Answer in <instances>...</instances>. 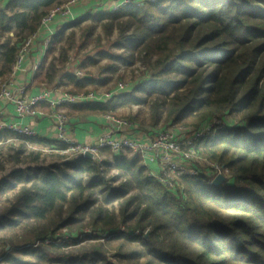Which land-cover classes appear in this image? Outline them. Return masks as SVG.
Returning <instances> with one entry per match:
<instances>
[{
  "label": "trees",
  "instance_id": "obj_1",
  "mask_svg": "<svg viewBox=\"0 0 264 264\" xmlns=\"http://www.w3.org/2000/svg\"><path fill=\"white\" fill-rule=\"evenodd\" d=\"M69 1L0 6V39L8 35L0 40L1 83L49 12ZM83 23L66 25L52 39L29 90L87 93L107 86L112 74L124 80L122 67L138 66L141 77L130 91L60 110L82 123L112 116L154 130L161 122L191 130L229 122L194 148L196 159L227 172L225 182L212 185L204 170L178 176L172 192L131 152L104 149L103 161L69 158L43 151L69 149L62 142L5 130V264H264V0H162L96 11ZM71 58L80 70L97 65L95 58L107 63L100 77L79 79L67 70ZM130 104L138 107L134 115L118 112ZM38 110L51 113L46 104ZM4 161L13 164L10 171Z\"/></svg>",
  "mask_w": 264,
  "mask_h": 264
},
{
  "label": "built area",
  "instance_id": "obj_2",
  "mask_svg": "<svg viewBox=\"0 0 264 264\" xmlns=\"http://www.w3.org/2000/svg\"><path fill=\"white\" fill-rule=\"evenodd\" d=\"M10 0H0V5L6 4ZM87 0H72L63 7L49 14L42 21L39 31L31 36L20 49L15 65L13 66V80L8 86L0 88V115L5 116L0 119V133L8 130L17 135L28 138L41 137V132L38 128L32 126H22L16 122L17 119H27L30 123L36 119H46L47 115L39 111L37 108L46 104L51 111L50 123L55 126L58 131L57 141L69 146L65 152L72 150L77 155L85 157L87 154L97 155L101 150L109 149L115 155H120L124 152H131L135 157L141 158L144 165L148 167L151 176L157 179L162 185L172 192H176V184L174 180L178 176H198L201 173L200 168L195 166V150L196 145L201 139L209 133L214 127L221 122L214 120L208 127L199 130L180 129L169 127L162 131H146L140 130L137 125L128 121L116 119L112 116H103L98 124L104 131L97 144L86 145L72 143L65 137V132L68 126H76L80 122L76 119L68 118L64 113L59 111L60 107L83 106L88 104L105 103L110 100L113 95L124 92L127 87L120 84L115 93L103 96L91 93L89 95H71V94H56L53 90H45L40 94H30L26 97L25 92L28 84H21L15 90L13 86L16 82V76L19 72L32 74L33 76L39 70L41 63L49 49L52 37L56 34L55 30L49 28L54 23L57 16L74 20L73 10L76 6L82 5ZM115 5L109 7L108 0L105 8L101 12L117 13L122 8L131 4H157L162 0H113ZM98 11V10H97ZM99 12V11H98ZM47 29V36L41 39L40 32L42 29ZM40 46V49H39ZM32 56V57H31ZM31 63L27 71H23V65L26 60L30 59ZM28 83L32 78L26 77ZM12 110V115L9 116L7 109ZM222 124V123H221ZM199 160V159H197ZM152 167H158V173H154ZM224 169L217 164L209 163V168L206 169L208 176H212L213 181L216 177L222 176ZM224 177V176H223ZM3 258L0 256V263Z\"/></svg>",
  "mask_w": 264,
  "mask_h": 264
},
{
  "label": "rangeland",
  "instance_id": "obj_3",
  "mask_svg": "<svg viewBox=\"0 0 264 264\" xmlns=\"http://www.w3.org/2000/svg\"><path fill=\"white\" fill-rule=\"evenodd\" d=\"M106 1L107 0H87L84 4L76 6L77 9L78 8L79 9H82V14H80L78 17H74V20H71V19H68V18H63L62 16L58 15L57 18H56V20L54 21V23H56V28H55L56 29L55 30L56 31L55 33L56 34L52 37V39L59 33V31H62V29L66 25H71V24L77 22L78 19H79V21H83L84 22L83 24H85L86 19H87V15H89L90 13L91 14L96 13L95 9H97L99 11V12L97 11L98 13L106 14L105 12H101L105 8L102 5L108 4V3H106ZM69 2H71V1H69ZM69 2H67L63 6L67 5ZM93 4H95V5L92 6ZM89 5H90V7H89ZM138 5H141V4H138ZM63 6H61V7H63ZM57 9H58V7L54 8L52 11L49 12V14H53ZM109 14H113V13H109ZM69 32H70L69 30L66 31V33H69ZM98 35H101V32H98ZM7 36H8L7 34H4V36L0 39L1 42H4V40L7 38ZM10 36H13V35H10ZM104 43H105V39L102 38V43L100 44V46L101 45L104 46ZM94 47H96V44L95 43L92 45V47L88 48L87 51H84L85 52L84 53L85 56H87L89 54H92L93 52L90 51V50L93 49ZM99 48H100V50H102L101 47H99ZM99 48L97 47V50ZM85 58L86 57H84V58L82 57L81 58V61L82 62L85 61ZM95 59L96 60L97 59L99 60L98 63H97V65H95V66L89 65L87 67V69L80 70V69H78V68L75 67V63H76L75 59L74 58H71L70 61H69V63H68V65H67V70L70 73H74L75 72L76 75H77V77L79 79H84L86 77H89V78H91V77H97L98 78V77L101 76L103 67L107 63V60L106 59H103L102 60V59H99V58H95ZM137 67L138 66H136V67L134 66V67H131V68L122 67V69H121V71L119 73L124 76V80H122V81L119 80L118 79V74H112V75H110V78L112 80H111V82L107 86L99 87L96 90H89V92H87V93L73 94V93L69 92V87H64V86L58 87V88H54L52 90L56 94H64V93H67V94H71V95H79V96H82V95H89L91 93H94V94L106 96V95H109L111 93H115L116 90H117V88H118V86L120 84H123L124 86L127 87V89L124 92L130 91L131 90V87H133L134 83H136V80H138L141 77L140 71H139V69H137ZM13 79L14 78H13V68H12L8 80L6 82H4V83H1L0 82V88L3 87V86H8L12 82ZM29 85H30V83L28 84V87H29ZM30 94H31V92H30L29 88H27V90L25 92V96L28 97V96H30ZM59 111H61V110L59 109ZM137 111H138V107L135 106V105H131V104L130 105H125V106L121 107L118 110V112L120 114L125 115V116H127V115H134ZM61 113H64V112L61 111ZM114 118L118 119L117 117H114ZM120 120H123V119H120ZM124 121H127V120H124ZM128 122H130V121H128ZM130 123H132V122H130ZM132 124H134V123H132ZM228 124H229V122L226 123V124H221L220 123L218 126H216V128L218 127V129H220V128L228 127ZM134 125H137L138 126L139 124L137 123V124H134ZM138 127L140 128V130H143V132H146V131H159L160 132V131H162L164 129L169 128V127H163V123L162 122L159 124V126H157L155 128V130L152 129V128H150L148 125H143V126L139 125ZM10 142H12V141L11 140L7 141V144H9ZM7 146H5V147H7ZM6 150H8V148ZM6 150H5V152H6ZM34 150H36V148ZM43 151H44V153H48V154L49 153H56V154H59L61 156H68L69 158L78 157L79 156L75 152H73L72 150H70L69 152H65V151H50L48 149H44ZM100 152L97 155H93L94 156V159H92V160L99 159V161H103V158L100 157ZM131 156L135 157L133 154H131ZM194 161L196 162L195 163V166H197L198 168H200V170L203 171V172H204V170H206V169L209 168V163L208 162H205V161H202V160H197V159H195ZM4 162H5L6 168L8 169L7 171H10L11 170L10 168L13 167V164H11V163L10 164H7L6 161H4ZM226 174H227V172L224 173V174L222 173V177L225 176ZM122 229L124 230V228H122ZM87 232L89 233L90 231L88 230ZM92 235H96V234L93 233ZM64 239L66 240L67 237L64 238ZM0 256L2 258L4 257L2 255L1 250H0ZM0 264H5L4 258H3V260L1 261Z\"/></svg>",
  "mask_w": 264,
  "mask_h": 264
},
{
  "label": "crops",
  "instance_id": "obj_4",
  "mask_svg": "<svg viewBox=\"0 0 264 264\" xmlns=\"http://www.w3.org/2000/svg\"><path fill=\"white\" fill-rule=\"evenodd\" d=\"M108 3H109L108 4L109 7H112L113 5H115V1L113 0H108ZM94 5L95 4H93L92 6ZM95 11H97V9H95ZM73 13L75 17H78L80 14H82V9L75 8L73 10ZM49 28L55 29L56 23H53L52 25H50ZM40 35H41V39H44L47 36V29L46 28L42 29L40 32ZM39 49H40V46H39ZM31 57L30 59L26 60V62L24 63L22 67L23 71L25 70L27 71L29 64L31 63ZM26 77L33 78V75L26 74L24 72H19L16 76L17 79L13 86V89L15 90L16 88L21 86V84H24V83L29 84L30 82L28 83V80L26 79ZM30 92L35 95H38L41 93L36 90H31ZM7 112L9 116H11L13 113L10 108L7 109ZM41 112H44L47 115L46 119H36L32 123H30L29 120L27 119H17L16 122L22 126H32V127L38 128L41 132L42 138L51 140V141H57L58 131L56 127L54 125L52 126L50 123L51 113H48L47 111H41ZM5 118H6L5 116L0 115V119L5 120ZM100 121H101V117H96V118L90 119L86 123L80 122L76 126L70 125L66 129L65 137H67L72 143L86 144V145L97 144L98 140L104 133L103 129L99 127L98 125ZM152 170L154 171V173H158L159 171L158 167H152Z\"/></svg>",
  "mask_w": 264,
  "mask_h": 264
},
{
  "label": "water",
  "instance_id": "obj_5",
  "mask_svg": "<svg viewBox=\"0 0 264 264\" xmlns=\"http://www.w3.org/2000/svg\"><path fill=\"white\" fill-rule=\"evenodd\" d=\"M85 158L94 159V156L91 155V154H87V155L85 156ZM224 182H225V178L222 177V176H218V177L213 181L212 185H214V186H220V185H221L222 183H224ZM147 237H148V234H147Z\"/></svg>",
  "mask_w": 264,
  "mask_h": 264
}]
</instances>
